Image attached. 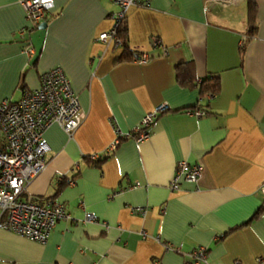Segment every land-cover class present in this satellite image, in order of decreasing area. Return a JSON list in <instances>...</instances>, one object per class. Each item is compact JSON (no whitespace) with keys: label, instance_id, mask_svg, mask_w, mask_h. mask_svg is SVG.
Listing matches in <instances>:
<instances>
[{"label":"crops","instance_id":"0c3cea01","mask_svg":"<svg viewBox=\"0 0 264 264\" xmlns=\"http://www.w3.org/2000/svg\"><path fill=\"white\" fill-rule=\"evenodd\" d=\"M24 1L0 0V102L59 68L85 119L71 135L56 124L44 132L46 165L22 195L63 204L69 219L45 244L0 229V264H186L197 248L206 264H264V0H254L252 38L245 0L130 7L132 60L96 40L119 9L110 0H53L44 29H30ZM180 65L194 85L178 84ZM208 78L219 92L201 97L195 84ZM162 105L148 139L123 138ZM180 161L201 175L171 192Z\"/></svg>","mask_w":264,"mask_h":264},{"label":"built area","instance_id":"2783aa9c","mask_svg":"<svg viewBox=\"0 0 264 264\" xmlns=\"http://www.w3.org/2000/svg\"><path fill=\"white\" fill-rule=\"evenodd\" d=\"M110 1L119 9L113 15L111 29L99 35L96 40L103 43L114 42L121 46L117 31L125 20L127 10L130 7L149 6L150 0ZM22 6L32 29L44 21L53 6V0H26ZM24 31L25 29L20 33L23 34ZM25 52L31 55L33 50L28 46ZM146 60L145 54L135 58L138 62ZM163 111L164 105L146 114L139 126L123 138H132L136 142L148 139L152 123ZM189 113L196 117L205 115L202 111ZM84 119L85 114L70 82L59 68L42 74L39 86L34 90L24 91L18 101L0 102V229L45 244L56 223L69 219L63 204L53 201L39 204L23 199L22 195L27 185L46 165L49 147L44 139V132L52 124H56L71 135ZM118 144L119 139L111 144L109 150H113ZM89 159L95 161L97 155H91ZM200 175V166L180 161L176 164L169 189L171 192L178 190L180 179L196 183ZM260 193L264 195V184L260 187ZM94 219L92 214H85L86 222H93ZM205 251L204 248L194 250L186 264H206Z\"/></svg>","mask_w":264,"mask_h":264},{"label":"trees","instance_id":"16d2710c","mask_svg":"<svg viewBox=\"0 0 264 264\" xmlns=\"http://www.w3.org/2000/svg\"><path fill=\"white\" fill-rule=\"evenodd\" d=\"M246 3V18H247V37L252 38L257 30L256 27V3L254 0H245ZM117 39L120 41L121 47L123 48L122 55L120 59L122 60H132V56H130L128 49L126 47V25L125 20L119 26L117 31ZM176 79L178 84L185 85H194L192 82L191 76V67L188 65L179 66L176 70ZM195 86L198 87L200 96L205 97L206 95H216L219 92V83L216 78H208L201 80L196 83ZM62 181V179L60 180ZM70 181H68L69 183ZM59 186H64L66 183L60 182ZM264 210V206H261L258 213Z\"/></svg>","mask_w":264,"mask_h":264},{"label":"water","instance_id":"95a60500","mask_svg":"<svg viewBox=\"0 0 264 264\" xmlns=\"http://www.w3.org/2000/svg\"><path fill=\"white\" fill-rule=\"evenodd\" d=\"M45 26H46V23H45V22H42V23H40V25H39V29H44Z\"/></svg>","mask_w":264,"mask_h":264}]
</instances>
